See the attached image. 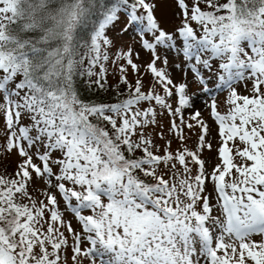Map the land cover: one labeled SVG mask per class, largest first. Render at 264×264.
Returning a JSON list of instances; mask_svg holds the SVG:
<instances>
[{
	"label": "snow or ice",
	"instance_id": "obj_1",
	"mask_svg": "<svg viewBox=\"0 0 264 264\" xmlns=\"http://www.w3.org/2000/svg\"><path fill=\"white\" fill-rule=\"evenodd\" d=\"M13 154L0 264H264V0H0Z\"/></svg>",
	"mask_w": 264,
	"mask_h": 264
},
{
	"label": "rangeland",
	"instance_id": "obj_2",
	"mask_svg": "<svg viewBox=\"0 0 264 264\" xmlns=\"http://www.w3.org/2000/svg\"><path fill=\"white\" fill-rule=\"evenodd\" d=\"M173 12H174V8H173V6L171 4H168V3H160L159 8H158L157 15L167 21L166 27L171 28L175 24L179 23V21L174 18ZM118 33H119V31H118ZM121 36H130V41H129L128 47L129 46H132L136 50H140L139 44L135 43V39H138V37L137 38H134L133 33L131 32V30H129V32L124 33ZM140 51H141V57L136 62L138 64L145 65L148 62V60L150 59L149 54L143 52L142 50H140ZM168 56H169V60H170V65H171V63L177 62L176 59H175V57H174V55H173V53H171V52L168 53ZM142 70H143V68H142ZM171 71L173 72L174 79H176L177 81H179L180 74L178 72H176L175 69H171ZM205 75H207V73H205ZM148 77H149V80H151V77L150 76H148ZM148 77L146 76L145 78H148ZM188 79L191 80V73H189ZM146 82L148 83L147 80H146ZM210 87H211V83H210ZM189 92H190V94L191 93H195L196 94V96H195V106L197 108L203 109V103L202 102L205 101V100H208L209 99V96H205L204 94L200 93L199 87L197 85H194V84L193 85H190ZM213 94L214 95H217L218 100L221 101L220 110L221 111H224L225 110L224 109V105H223L224 93L221 92V93L217 94V93H215V90H214ZM172 103H173V106H175V104H176V97H173L172 98ZM203 115H204V118L206 120L209 119V114H208L207 111H204L203 112ZM163 123L165 125H167V119L166 118L163 120ZM209 123H211L210 120H209ZM157 131H159V129H157ZM196 139H197V137L193 135V136H191V139H189L187 141V144H188V147L189 148H193L194 149ZM156 143L157 144H160V145H163L164 144V141L163 140L156 139ZM178 146L179 145L177 144V142L174 141L173 144H172V149L174 150ZM214 146H215V142H214ZM214 155H215L214 152H212V153L205 152V154H204L205 158L212 157ZM3 158L7 159V161H8V159H11L14 162L15 161L17 162V160H18V157L15 154H13L11 157H3ZM8 162H10V161H8Z\"/></svg>",
	"mask_w": 264,
	"mask_h": 264
},
{
	"label": "trees",
	"instance_id": "obj_3",
	"mask_svg": "<svg viewBox=\"0 0 264 264\" xmlns=\"http://www.w3.org/2000/svg\"><path fill=\"white\" fill-rule=\"evenodd\" d=\"M119 27H120V25H117L116 28L111 29L109 31V35L113 37V39L116 41L118 46H122L126 50L128 48V45H129L130 36H121V34L118 33ZM115 52H116V48H113L111 50L110 54H114ZM108 67H109V76H108L109 83L114 84L116 82V79H117V77L113 74L115 66H113L111 64V61H109ZM129 79L134 80V77L131 75V70H129ZM146 80L149 81V77L145 78V84L147 85ZM85 94L87 95V93H85ZM8 161H10V162H8ZM8 161H7V159L0 157V169H3L6 166L7 171L12 172L14 167H15L16 161L14 162L11 159H8Z\"/></svg>",
	"mask_w": 264,
	"mask_h": 264
}]
</instances>
